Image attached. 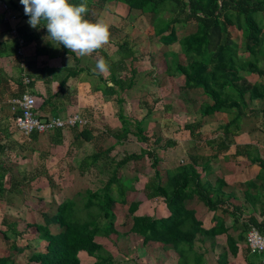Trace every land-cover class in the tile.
Masks as SVG:
<instances>
[{
  "label": "crops",
  "instance_id": "1",
  "mask_svg": "<svg viewBox=\"0 0 264 264\" xmlns=\"http://www.w3.org/2000/svg\"><path fill=\"white\" fill-rule=\"evenodd\" d=\"M256 1L259 0H249L248 4L251 5ZM2 2H6L10 13L15 16L14 21H6L0 11V169L5 170L4 176H9L8 181L11 184L12 176L9 174L10 161L5 159V156L7 152H10L9 150L15 149V142L18 143L19 140L22 141L23 139L17 130L15 131L12 129V118L14 113L11 107L6 104V100L17 97L23 91V86L21 85V77L23 75L30 79L28 89L35 99V113L39 117L44 119L76 114L89 121V125L84 128L57 130L47 133V135L44 136V141L42 140L41 134L32 133L29 136L27 143H32L30 147L33 150L30 151L37 162H30L33 171L29 173L25 182L26 184H30L34 181L43 180L45 183V195L48 198V202L52 204L51 196L55 194L51 190L57 186V184L54 183L53 176H58L57 173L65 180L66 178L69 179L70 175L74 176L77 173L81 176L82 170L84 172L86 169L90 170L92 168H97V165L100 164L99 162H102L99 166L101 169L98 168V175L105 173L108 179L112 176L113 164L118 162L125 155L134 153L122 150L119 156L117 148L121 147L120 144L126 143L131 145V143L126 142V139L122 142H117L113 138L114 135L125 132L124 130H120L125 124L118 120L119 113L124 118L130 116L134 119L131 114H129V107L127 110L125 108V113H121L120 109L123 105H130L129 102L126 101L125 96L127 93L135 92V77L138 73H144L146 77L145 81H147L148 84L151 80L154 81V75L156 74H160V77L163 76L164 78L167 76L164 66V72L158 69L159 56L155 57V63H157L154 66L156 67L155 69L152 68V66L150 68L149 64L146 65L147 69L141 71L134 66L128 67L130 64H125L126 60L132 63L136 60L135 56L139 53L135 51L134 47L130 48L127 42L130 41V39L132 42H134V39L135 41L141 39V43H143L144 39H149L150 35L153 34L151 26L155 18L159 16L165 24L169 25V30H171L172 26L175 42L167 43L161 40L168 35L169 30L167 29L165 32L155 35V37L158 36V38L156 45H152L153 49L157 50V46L159 48L168 47L169 49L166 53L161 52L159 54L160 57L162 56V59H164V56H169L170 63L171 61H175L180 66H187L192 62H199L201 59L195 57L191 52L181 51L178 41L196 32L182 37L181 39L178 38L177 32H181L180 27L182 26L180 24H185L193 20H185L186 11L179 9L174 1L164 2L162 4L163 11L160 13L150 14L141 12L140 9L136 7H128L116 0H91V2L87 4L88 12L85 14L84 18L91 22H96L98 20L103 21L109 26L110 39L108 44L104 46H110L111 48L109 47L110 49L106 51L103 46L90 56L80 57L64 48L63 45H58L54 41L49 40L47 38V29L43 27V22L37 29L30 27L27 23L29 17L24 14L23 5L20 4L19 0H4ZM174 8L178 9V12L176 14L171 13L173 16L170 18H166L167 13H162L164 11L168 12V10ZM223 12L224 10L222 13ZM258 13L263 17V20L261 19L260 22H255L256 27L260 31L258 37L260 42L261 39L264 38V27L262 28V24L264 26V11ZM179 15H181V17ZM146 19H148L149 24ZM171 22L174 23L171 24ZM146 24L148 26H146ZM231 24L233 25L234 22ZM227 26L229 25H226L224 28L219 27L213 29L226 31L225 29ZM178 28L180 30H177ZM11 31H14V35L10 34ZM236 31L238 32V30ZM238 33L243 39L241 31ZM18 40L22 41L20 54H17L19 51V49H17ZM121 43H126L127 48L131 52V56L125 57L127 58L125 60L116 55V53L118 54V46ZM243 43L245 47L246 44L244 39ZM174 46L177 48L176 50L173 48ZM214 48L208 50L207 46L206 54L213 52ZM258 50L256 52L251 51L250 53L253 54V58L257 55L260 56L261 60L264 62V52H260L259 54ZM157 51L151 52V50L148 49L146 52L152 57L153 53ZM142 53L146 55L144 51ZM102 56H104L109 70L104 73H99L96 70V62ZM256 61L257 59H255L253 63L255 67L264 72V66L257 67ZM138 63L140 64V62ZM73 71L75 75H71ZM243 72L247 73V71ZM119 73H122V75L125 74L124 76L126 77L119 76ZM131 73H134L132 77V86L129 89L119 91L113 84V81L121 79L122 81L128 82L129 78H131ZM254 74L253 76L256 77V80H253V84H264V81L259 79L261 76ZM171 79H181V83L183 81V77L180 74H175ZM246 81L249 82V80ZM141 85H143V83ZM148 86L152 85L149 84ZM158 87L164 88L165 85L162 84V86H160L158 84ZM131 90H133V92H130ZM182 91H185L187 95L189 92V94L194 93L195 95L199 93L202 95L201 97L203 99H206L201 89H182ZM121 94L125 95V98L120 99ZM163 99L164 98H157L156 102L147 103L148 105L144 103L146 99L142 102L138 100L135 104V110L137 109V111H139L137 116L140 115L138 120L141 118L144 119L145 117L148 118L147 123L145 120H141L140 128L143 135L148 138V143L151 141L149 144L153 146L155 145V140H159L158 142H160V138L158 139L159 136H154V132L149 130L151 125L154 126L153 116L156 112L154 105L162 103ZM207 99L202 100L203 103L201 105L210 104L211 102ZM255 100L258 101L261 106L262 101L259 99H254V101ZM151 105L153 106L151 107ZM199 107L200 106H198V109ZM251 110L252 112L248 117H245V114L240 116L237 130L229 131V133L219 130L215 133L216 135L214 134L216 137L214 141L200 139L198 134L205 135V133L201 131V128L195 130L191 128L192 126H189L188 128L192 129L189 133L187 126L183 127L187 134V139L193 142L191 146L192 150L189 151L190 156H188V161L186 163L193 166L199 177V184L204 189L210 191V198L212 200L222 201L224 204L218 206L214 211H209L193 195L184 200L182 205L186 210L193 211L194 218L200 222L201 228L204 230L214 225L213 219H220L223 222L226 233L214 237L213 249L219 247L221 252L224 251L226 248V236H229L235 241V246L237 248L235 256L241 254L244 264V255L247 254L243 243L245 226L253 227L258 230L260 234L264 235V173L260 171L258 164V161H260L264 165V114L261 113L259 108ZM216 114L220 113L200 116L209 118L215 117ZM229 120H231V118H225L224 125ZM113 130H115L114 133H111ZM163 136L165 137V135ZM109 138L111 140H109ZM102 139L104 141H102ZM135 143L138 145V152L146 149L143 143L137 142L136 139ZM187 143L186 139L185 141L180 140V145L176 146L173 140L171 146L181 149V151L188 152L189 148H186ZM158 145L161 144L159 143ZM85 147H92L93 150H89V153H85ZM166 147L167 146H165L163 142V153L169 149ZM107 150L108 153H105ZM94 154L97 155V158L91 162L90 157ZM147 161L150 160L142 157L136 161H128L120 168L116 169L115 178L117 182L126 188L123 195L125 204H120L115 201L110 205L111 212L114 216V233L94 237V242L100 245L116 264L177 263L176 254L169 247L154 243H148L143 247L141 245V239L138 236L128 233L131 220L130 216L127 214V205L130 203L137 204L136 210L133 212L132 216H147L155 219L168 216V211L162 199L153 196L152 187L157 182L159 186H163L167 174L173 172L180 166L170 169L159 168L157 165L160 164V162L158 161L155 168L151 169V161L150 163ZM42 162H46V164L42 166ZM138 162H141V165H143V163L147 165L143 167L141 172L138 171L139 167H136V173H134L133 176H125L123 173L124 169L129 167L130 164L138 165ZM155 176L157 181H155ZM107 179H105L103 185ZM128 181H130V183ZM218 182H221L220 186ZM144 191H149V193L144 194ZM137 195L139 196L138 198L135 197ZM116 198L117 196L115 199ZM60 203H56L55 209ZM117 205H122L124 207L121 221L118 222L116 213L118 211ZM72 208L77 210L74 204H72ZM55 209L52 213V224L49 226L44 223L36 224L37 222L28 221L27 218H25V220L20 219L15 222L10 221L7 223L2 219L3 216H1L0 258L8 257L15 264H26L27 258L31 253H43L45 243L38 239L34 226L35 224L44 226L50 234L60 232V229L54 223ZM96 210L95 208L93 209L94 214ZM238 236H241V240L239 241L237 239ZM196 238L197 248H200V253H202L204 259L206 251L204 244L207 243L209 246V242L205 241L201 244L199 242L200 237L197 236ZM33 244L34 246H32ZM29 245L32 246V249H30ZM77 258L79 264H93L95 262V259L87 257L83 252H79Z\"/></svg>",
  "mask_w": 264,
  "mask_h": 264
},
{
  "label": "trees",
  "instance_id": "2",
  "mask_svg": "<svg viewBox=\"0 0 264 264\" xmlns=\"http://www.w3.org/2000/svg\"><path fill=\"white\" fill-rule=\"evenodd\" d=\"M128 7L139 8L141 12L150 14L163 11L162 4L167 1H174L181 10H185V20L192 19L198 29L195 34L189 35L178 41L183 52H191L201 59L199 62H192L187 66H180L175 61H171L170 74H180L183 77V89H201L202 94L209 99L210 104H203L199 107L201 116H209L214 113H228L234 110V117L231 118L221 130L225 133L238 129L241 110L246 107L245 95L248 100L259 99L262 101L260 111L264 114V84H253L245 79L236 77V70L256 73L264 77V72L249 62H238L234 58L232 48L226 44L217 45L213 52L206 54L208 45V30L213 28H224L234 22L235 28L241 31L245 41V49L251 52L250 45L259 44L260 31L255 25L252 16L264 11V0L256 1L251 5L249 0H116ZM91 0H70L69 3L79 4ZM224 12L222 13V11ZM234 19V21H233ZM174 22H171L173 24ZM167 24L158 16L152 24L153 33L156 35L168 29ZM169 30V29H168ZM163 42H175L174 31L171 26ZM165 44V43H164ZM264 45V43H263ZM118 50L124 52L125 57H130L131 52L126 43H121ZM104 58V56H102ZM71 75H75L74 71ZM131 78L128 82L116 79L113 84L119 91L129 89L133 82ZM118 120L126 124V118L119 113ZM134 130L132 136L137 142L148 144L140 128L141 121L134 119ZM189 133L192 129L188 128ZM192 128V127H191ZM194 129V128H193ZM126 133L114 135L117 142L126 139ZM158 140L154 142L157 143ZM153 142V143H154ZM225 149V148H222ZM108 153V150L105 151ZM145 157L151 161L150 168L154 169L157 158L151 148L143 149L139 154L125 155L118 162L113 164L112 176L108 178L102 187V192L96 190H85V201L80 210L72 208L69 201H64L55 209L54 223L60 229L56 234H50L44 226L35 225L38 239L45 243L43 253H31L26 264H79L77 254L85 253L87 257L95 259L93 264H116L110 255L102 247L94 242V237L114 233V216L110 205L117 201L125 204L123 195L125 187L119 184L115 178L116 169L120 168L128 161H136ZM97 155H91L93 162ZM257 161V160H255ZM259 168L264 173V165L258 161ZM5 170L0 169V191L3 189V177ZM155 181L157 178L155 176ZM116 184L117 198L109 194V187ZM221 185V182H218ZM152 194L162 199L168 216L155 219L147 216H132L137 204L127 205V214L130 216L131 224L128 233L138 236L141 245L144 247L148 243L160 244L169 247L177 257L176 264H203L202 253L194 250V242L197 236L200 243L209 242L212 252L214 247V237L226 233L223 222L220 219H213L214 225L206 230L201 228L200 222L194 218L193 211L186 210L182 202L190 196H195L209 211H214L218 206L224 204L219 200L210 198V191L204 189L199 184V177L191 164H186L176 168L167 174L163 186L158 182L152 187ZM97 209L93 213V209ZM248 226H245V230ZM244 230V231H245ZM238 241L241 236H238ZM225 250L216 256V264H226L228 255H236L237 248L235 241L226 236ZM246 249V248H245ZM244 255L245 264H262L260 255L250 253L247 249ZM0 264H15L10 258H0Z\"/></svg>",
  "mask_w": 264,
  "mask_h": 264
},
{
  "label": "rangeland",
  "instance_id": "3",
  "mask_svg": "<svg viewBox=\"0 0 264 264\" xmlns=\"http://www.w3.org/2000/svg\"><path fill=\"white\" fill-rule=\"evenodd\" d=\"M4 1V0H0ZM178 9H170L168 12L164 11L162 12L163 14L167 13L166 18H170L173 16V14L177 13ZM170 13V14H169ZM173 13V14H171ZM181 17V15H179ZM152 18V17H151ZM253 20L255 22H260V20L263 18L262 15L255 14L252 16ZM263 20V19H262ZM148 23V19H146ZM234 21V19H233ZM262 22V21H261ZM149 24V23H148ZM262 24V23H261ZM182 25L181 32H177V36L179 39L182 37H185L189 34L195 33L198 29L197 25L193 21H188L185 24H180ZM146 26H148L146 24ZM262 24V28H263ZM152 28V26H151ZM177 30H180L179 28ZM226 31H218L217 29H211L208 31V50H212L217 44H226L230 48H232L233 53H234V58L238 62H249L251 64L254 63L255 59H257V67L264 66V62L261 60L260 56H254L250 52L246 51L243 43V39L239 35V31L237 32L235 30V25L231 24L227 26L225 29ZM153 32V30H152ZM150 33V32H149ZM156 34H151L149 39H144L143 43H141L140 40L134 39V42L130 39V41L127 42L128 46L134 47L135 51L139 54L135 56L136 60L133 61L132 63L126 60L125 64H130V66H134L136 68H139L138 70H144L147 69L146 65L149 64L150 68H156L154 67L157 63H155V57L159 56V61H158V69L162 70L164 72L165 67V74L166 78L163 76L160 77V74L154 75V81L151 80L149 84L152 86H148L149 84L147 83L146 77L144 73H138L136 74V84H135V92L134 93H127V95H120V99H123L126 97V101L129 102L130 105H123V109L120 106L121 113H125V108L126 110L129 107V114L136 120L139 119L140 115L139 111L137 109L135 110L136 107V101L140 100L139 102L144 101L145 104H150L151 102H156L157 98H164L162 103H157V105H154V109H156V112L154 114V121L153 124L154 126L151 125L150 129L152 132H154V136L160 138V142L157 141L155 145L153 146L151 141L145 145L147 148H151L153 150L154 155L157 158V162L159 161L160 164L157 166L159 168H173V167H178V166H184L186 165L188 161V156H190V150H192L191 146L193 144L192 140L187 139V134L184 131L183 127L185 126H192L195 130L198 128H201V131L205 133V135H199L200 139L206 140H212L214 141L216 139L215 133L221 130V128L224 125L225 118H232L234 117V110H230L228 113H220L216 114L215 117H209V118H203L199 114V109L198 106H201L203 103V99L199 93V95H195L194 93H191L187 95L185 91H182L181 87V79H171L175 74H170L168 75V72L170 70V57L169 56H164V59H162V56L160 57L161 52H167L168 47H161L159 48L158 46L156 49H153L152 45H156L157 37H155ZM160 37V36H159ZM264 38L261 39L259 42V45H250V48L252 52H256L258 49V52H264ZM177 46V44H176ZM105 50L107 51L110 49V46H104ZM110 47V48H109ZM180 47V46H179ZM175 50V46L173 47ZM258 48V49H257ZM151 50V52L157 51L153 53V56L150 57L149 54H147V50ZM173 49V50H174ZM257 49V50H256ZM145 52L146 55L142 52ZM118 54L116 55L122 59H127L125 58V54L123 52H120L117 50ZM255 55V54H254ZM117 57V58H118ZM113 58V57H112ZM128 62V63H127ZM140 62V64L138 63ZM145 62V63H144ZM154 62V64H153ZM263 62V63H262ZM255 65V64H254ZM236 77L240 79H245L249 80L250 83H253V80H256V77L253 76L254 73H245L241 70H236ZM125 75V74H124ZM122 73H119V76L123 77ZM256 75V74H254ZM126 77V76H124ZM171 77V78H170ZM162 78V79H161ZM262 81H264V78L262 76L259 78ZM143 83V85H141ZM156 83V84H155ZM158 84L160 86L165 85V87H158ZM130 92H133L131 90ZM125 96V97H124ZM155 98V99H154ZM154 99V100H152ZM208 100V99H207ZM245 103L246 107L241 110V115H244L245 117L252 112L251 109H258L260 110V104L258 101L254 100H247V95H245ZM147 104V105H148ZM153 105H151L152 107ZM154 113V112H153ZM200 116V117H198ZM13 119V118H12ZM130 116L126 118V124L122 129L126 133V142H130V144L122 143L120 144L121 147H118L119 151V156L121 155L120 151H126V152H134V153H139L138 152V145L135 143V139L132 136V132L134 130L133 127V121ZM144 121L147 123L148 118L145 117L144 119H140V121ZM89 122V121H88ZM12 129L16 131V129L13 126L12 123ZM119 130V129H118ZM115 130H113L111 133H114ZM147 131V130H145ZM215 134V135H214ZM46 134H41L42 140L44 139V136ZM165 135V137L163 136ZM105 138V137H104ZM154 138V137H153ZM170 138V139H169ZM128 139V140H127ZM188 142L186 148L188 149V152L181 151V149L178 148H173L172 141H175V145L179 146L180 145V140H184ZM192 139V138H191ZM109 140H111L109 138ZM44 141V140H43ZM102 141H104L102 139ZM101 142V141H100ZM163 142L165 143L166 148H169L166 150V152H162V146ZM171 142V143H170ZM178 142V143H176ZM161 145H158V144ZM15 149L9 150L10 152L6 153L5 159L10 161V176H12V183L8 181V175L4 176L3 184L4 188L2 191H0V218L1 216L3 220H5L7 223L10 221H18L20 219L25 220L27 218L28 221H35L37 222L36 224L44 223L46 225H51L53 218H52V213L55 209L56 203L62 204V202L69 200L72 204H74L75 208L77 210H80V208L83 205V201L85 199V190L91 189V190H96L99 193L102 192V187L105 179H107V175L105 173H102L101 175H98V168L101 169L99 166L102 164V162H99L100 164L97 165V168H92L90 170L86 169L84 172L82 170V175L76 174V175H70L69 179H65L61 177L59 173L58 176L54 175V183L57 184L56 188L51 190L54 192V196H51L52 204L51 202H48V198L45 195V183L43 180L41 181H34L31 182L30 184H26L25 179L28 178L29 173L32 172L33 170L31 169L32 164L30 162L36 161L35 158H33V154L30 150H33L30 146L32 143H27V141H24L22 139L19 140V142H15ZM142 145V144H141ZM140 146V145H139ZM100 148V147H99ZM85 153H89V150H93L92 147H85ZM165 149V148H164ZM45 160V159H43ZM103 161V160H101ZM145 161V160H144ZM37 162V161H36ZM150 163V161H147ZM141 162H138L137 164H130L129 167L124 169L123 173L124 175L128 176H133L136 170V167H139L138 171L141 172L143 170V167H145V163L143 165L140 164ZM164 163V164H163ZM186 163V164H185ZM46 162H42V166H44ZM133 165V166H132ZM37 166V165H35ZM24 178V179H22ZM130 183V181H128ZM13 185V186H12ZM129 186V185H128ZM13 187V188H12ZM126 191V188H125ZM124 191V192H125ZM148 194L149 191H144V194ZM109 194L113 196L114 198L117 196V189H116V184H112L109 187ZM131 194V193H130ZM129 195V193H128ZM133 196V195H132ZM138 198L139 196H135ZM135 199V198H134ZM54 201V202H53ZM118 211L117 213V222L121 221L122 217V212L124 210V207L121 205H117ZM76 210V209H75ZM125 213V212H124ZM1 220V219H0ZM22 221V220H21ZM32 223V222H31ZM29 223V224H31ZM34 223V222H33ZM35 224V225H36ZM231 229V228H230ZM205 245V261L204 264H216V256L220 254L221 249L219 247H216L212 250H210L209 246L207 243ZM30 246V249H32V246ZM194 250L198 253H200V248H197L196 241L193 244ZM198 249V250H196ZM203 249V248H201ZM26 253V252H25ZM232 261V262H231ZM231 262V263H230ZM226 264H244L243 263V257L241 254L237 256H231L228 255Z\"/></svg>",
  "mask_w": 264,
  "mask_h": 264
},
{
  "label": "clouds",
  "instance_id": "4",
  "mask_svg": "<svg viewBox=\"0 0 264 264\" xmlns=\"http://www.w3.org/2000/svg\"><path fill=\"white\" fill-rule=\"evenodd\" d=\"M27 23L37 29L43 22L47 38L75 53L77 56H90L108 44L109 26L103 21L91 22L84 18L88 12L86 2L69 3V0H19ZM96 70L104 73L109 70L107 62L100 57Z\"/></svg>",
  "mask_w": 264,
  "mask_h": 264
},
{
  "label": "built area",
  "instance_id": "5",
  "mask_svg": "<svg viewBox=\"0 0 264 264\" xmlns=\"http://www.w3.org/2000/svg\"><path fill=\"white\" fill-rule=\"evenodd\" d=\"M0 11L6 21L12 22L15 20V16L10 13L6 2L0 1ZM10 34L14 35V31H11ZM21 46L22 41L18 40L17 49L19 51L17 54H20ZM29 83L30 79L23 75L21 77L23 91L17 97L6 100V104L11 107L14 113L12 119L13 126L20 133L24 141L28 142L29 136L32 133L46 134L57 130L84 128L89 125L88 120L76 114L44 119L39 117L35 113L36 104L33 95L28 89ZM243 243L250 253L260 255V261L264 264V235L260 234L255 228L248 227L244 231Z\"/></svg>",
  "mask_w": 264,
  "mask_h": 264
}]
</instances>
